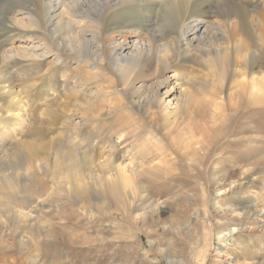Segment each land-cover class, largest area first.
<instances>
[{
	"label": "rangeland",
	"instance_id": "374dc122",
	"mask_svg": "<svg viewBox=\"0 0 264 264\" xmlns=\"http://www.w3.org/2000/svg\"><path fill=\"white\" fill-rule=\"evenodd\" d=\"M144 1V7L136 0L122 11L109 14L104 29L108 33L140 30L148 33L156 46L164 45L168 51L161 37L168 35L169 39L176 25L192 18L200 19L214 24L213 33H209V41L203 47L204 54L199 51L174 58L167 70L153 63L151 67L123 73L107 64L105 77L115 85L108 88L107 96L97 94L88 102L85 98L82 105L86 101L89 108L85 112H90V107L104 101L103 114L95 119L101 127H108L123 117L154 135L147 142L141 140L135 144L133 150L127 146V151H120L114 158L116 163L132 166L133 155L143 151L144 145H152V150L159 146L169 149L193 138L202 148L194 153L188 147V155L183 154L184 149L175 152L174 167L181 177L177 181L166 178L155 182L153 176L146 174H130L119 179L113 167L98 170L88 156L71 168L63 164L58 172L48 155L45 168L39 171L32 164V171L18 172L17 177L9 175L12 166L2 165L0 264H264V106H251L250 89L237 85L252 77L257 82L264 81V36L253 19L254 7L260 11L263 2L168 0L167 3L173 4L171 9L167 3L154 8L149 3L151 0ZM31 6L32 0H0V48L16 44L20 36L19 30L7 23L12 13L19 7ZM226 14H230V27L223 24ZM233 31L237 35H232ZM66 63L68 69L75 66L69 59ZM0 67L7 70L5 73L3 69L4 79L13 75L15 89L20 93V100H15L20 104L14 101L0 107V120L8 110L13 117L5 124L1 122L9 128L46 129L43 120L57 114L71 93L74 95L73 83L66 90L61 87L64 68L44 73L40 67L39 81L32 82L34 88L25 80V74L35 67L16 62L0 63ZM172 74L178 76L174 97L179 95L183 99L178 116L171 114L169 119L146 116L131 104L127 89H123L128 79L136 85L149 82L150 87L135 100L145 104L146 111H153L150 101L156 86ZM172 82L171 79L169 87ZM5 97L0 102L4 103ZM112 101L115 105L119 103V107L112 108L109 114ZM75 112L66 114L69 132L64 130L61 134L63 130L58 133L54 129L48 136L54 141L53 148L59 143L55 147L61 145L60 150L73 153L65 139L77 134L85 144H97L88 148L86 154H109L105 139L109 137L114 143L117 136L110 132L111 136L105 138L108 130L95 129L98 127L95 125L77 127V121L81 123L83 117ZM31 115L41 121L30 120ZM23 139L31 140L30 137ZM120 145L119 148L125 147ZM66 180H70L72 190L70 187L66 190ZM202 186L207 189L206 196ZM203 197L208 204V215L201 208ZM150 204L155 211L142 215ZM243 218L248 220L238 225ZM252 227L255 232L246 233Z\"/></svg>",
	"mask_w": 264,
	"mask_h": 264
},
{
	"label": "bare ground",
	"instance_id": "6f19581e",
	"mask_svg": "<svg viewBox=\"0 0 264 264\" xmlns=\"http://www.w3.org/2000/svg\"><path fill=\"white\" fill-rule=\"evenodd\" d=\"M137 1L140 2L141 7H144V4L146 3L144 0ZM167 1L168 0H166V2H158L157 0H151L149 3L153 4V7L156 8L157 6L160 7L166 5L165 3H167ZM230 1L233 0H229V2ZM259 1L263 2V4H261L260 11H258L259 9L257 6L254 7L253 11L255 16H253V19L257 24V29H259L260 35L264 36V0ZM32 2L33 6L29 8H17L12 13V16L7 20V23H9L10 26L19 30L18 32L20 33H18V35L20 34V36L18 37L16 44L0 48V63L7 64L10 62H16L19 64H29L32 68L35 67L31 73L25 74L27 77L25 80L30 81V85L34 84L32 83L33 81H39L38 74L40 71L38 70H41L43 66L45 68L47 63L48 65L45 71L42 69L44 73H48L51 70L59 71L64 68L63 73H61V87L63 90H66L69 83H73L72 87L71 85L70 87L73 90L74 95L71 93L70 96L72 97L69 96L68 101L63 104V107L60 106L61 108L57 110V114H53L51 117L49 116L47 119L45 118L43 120V122L46 123V126H44L46 129L43 130L38 128L39 126H37L35 130H32L31 128L24 130V126L16 129L9 128L7 125H2V123L5 124V122L13 119V117L11 118V115L8 113L9 110L8 112H5L4 118L0 120L1 174V166L7 164L12 166V171L9 173L10 177H13V174L17 177V174H19L18 172L21 173L24 171L28 173L29 171H32V164H35V168L38 170L42 167L45 168L47 165V161L45 162L47 159L45 157L50 155V161H52L55 171L58 170V172L63 164H66L67 167L71 168L72 164L78 165L79 161H83L89 157L88 160L95 161L98 170L103 171L105 168L113 167V170L118 178H126L130 174H146L153 176L155 182L166 178L172 179L173 181L181 179L180 174H176V169L174 167L177 164L175 152L179 149H184L183 154L185 155H188L189 150H193L194 153L199 152L202 146H200L197 141L193 140V138H188L190 141H187L188 143L184 145L170 146L169 149L166 146H159L157 149L152 150L153 147H150L152 145H144L143 147V143L141 145L143 151L133 155L132 157V162H130V164L132 163V166L122 165L121 163H116L117 161L114 159L120 151L125 150L127 146L133 150L135 144L139 143L141 140V142H147V140L154 137V135H152L150 131L142 129L140 125H136L123 117L119 118L118 121L108 127H101L102 124L100 122H98V124L95 123L97 121L95 119L101 117V114H103V107L106 106L104 101H102L103 103H97L94 107H90V112H85V109L89 108L87 102L91 101L92 97L97 96V94H106L109 92L108 88L115 85L114 81L110 82L109 79L105 77V72H107L106 70L109 65L112 66L113 70L123 73H132L135 70L151 67L153 63H158L162 70H167L172 65V60L174 58H181L186 53H188V55L189 53H193L194 55V53H199V51H202L201 53L204 54L205 49L203 47L208 39L207 37L209 36V33H213L214 24L192 18L184 21L181 25H176L175 28L173 27L175 29L174 33L172 34L170 32L171 35L169 36V39L167 38L168 35H163L161 37L165 41L163 44L166 43L165 45L168 47V51H170L168 53L164 45L160 44L161 46H156V41L153 40L150 35H147L148 33H143L137 29H122L116 31L115 33H108L110 31L107 32V30L104 29V21L109 14L118 12V10L122 11L123 8L133 4L136 0H32ZM167 4L168 6H171V9H173L172 2L170 3L169 1ZM221 18L222 17H220V19ZM223 21V24H227L229 27L232 26L230 14H226ZM235 25L238 26L237 24ZM232 35L235 36L237 34H234L233 31ZM239 41H241V38ZM67 53L75 54L76 57H70L71 55H68ZM68 59L75 63L73 69L67 68L66 61ZM44 62L47 63L45 64ZM40 67L41 69H39ZM87 67L91 68L88 69ZM3 69L4 68L0 67V99L2 96H6L4 98L6 100L3 101L4 103L0 102V107H6V105L8 106L18 99V96L20 95L19 91L15 89V80L13 75L10 76L9 74L4 79L7 70L4 69L6 70L4 73ZM43 72L41 73L42 75ZM171 79L173 82L172 86L169 87L168 85L171 83ZM177 80V74H172L170 77L165 76L164 81H161V83L156 86L155 92L152 96L153 98L150 101L151 106L154 108L153 111H146L145 104L141 103L138 99L135 100L138 95L140 96L144 90L150 87V84H148L149 82L142 81L136 85L133 84V82H129L128 79L123 83L125 87L123 89H127V94L130 98L131 104H133L139 111H144L146 116L169 119L171 114L173 116L174 114L178 116V109L180 108V104L183 99H181V96L178 97L179 95L174 97L177 95L176 93L178 90ZM238 84L244 87L246 86V88L248 87L250 89V93L253 95L250 102L251 106H264V81L257 82L256 79L252 77L247 81H239L237 85ZM34 85L31 87L35 88ZM88 85L91 87H88ZM36 86H38V84ZM92 86L94 89H92ZM179 92L180 91H178V93ZM86 94L88 99L85 97ZM104 96H107V94ZM85 98L87 102L85 101V105H82V100ZM18 100H20V98ZM17 103L18 102H16V104ZM111 103L113 107H109V114L112 108L114 109L119 107V103L118 105H115L113 101ZM115 103L117 104V102ZM18 104H20V102ZM71 107H75L73 108L75 110L73 111ZM69 111H78L81 114V117H83V121L81 123L80 121H77V127L80 126L81 128V126L85 125H95L98 126L95 129L100 128L104 130L105 128L108 130L109 135L108 133L104 135L105 138L107 136H111L110 132L117 136L114 143L108 139L109 137L105 139L106 143L109 145V154L105 155V153H100L97 156L86 154L85 151L88 148L96 147L97 144H85V142L78 139L79 136H77V134L74 137H72L73 134L71 136L69 135L70 137L65 139V141L73 148V153H70L69 150L67 152L60 150L61 145L58 148L55 147L56 145L59 146V143L53 148L54 141L48 136L53 133L52 131L54 129H58V133L63 130L61 134L67 130L69 132V127H67V123L69 121L66 118L67 112L70 113ZM17 114L18 113H16V115ZM16 115L14 117H16ZM91 115L93 116L91 117ZM30 117V120H34L36 123L41 121L37 120L34 115H31ZM22 120L21 125L24 124V121L22 123ZM98 120L100 121V119ZM59 129L61 130L59 131ZM78 129L79 128H76L75 130ZM27 137H30L31 140L25 142L23 138L26 139ZM128 140H131L132 142L130 143ZM153 143L156 145L155 142ZM119 144H125V147L119 148ZM188 147L189 150L187 149ZM38 156L42 159H40L41 162L38 161ZM204 157H206V154ZM43 160L44 163L42 162ZM25 176L26 175H23V177ZM70 183V180L65 183L66 190H68L69 187L72 190ZM127 187L128 186L124 189L126 190ZM202 189L203 194L205 195L207 189L203 186ZM233 197H235V194ZM205 199L206 197L202 198L201 208L203 213L208 215V204ZM36 203H38V201ZM37 205L34 206L37 207ZM151 207L152 204L145 207L142 215L149 214V212L150 214L153 213L155 209ZM245 220H248V218H243V220H241V222H237V224H242V221ZM238 229L243 230L242 227ZM246 230L248 231L246 233L253 234L255 232V227Z\"/></svg>",
	"mask_w": 264,
	"mask_h": 264
}]
</instances>
